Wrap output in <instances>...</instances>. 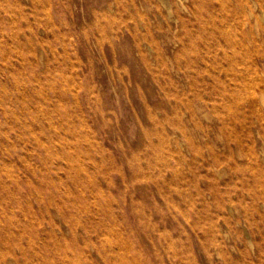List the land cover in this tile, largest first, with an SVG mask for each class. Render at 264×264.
<instances>
[{"label": "rangeland", "instance_id": "1", "mask_svg": "<svg viewBox=\"0 0 264 264\" xmlns=\"http://www.w3.org/2000/svg\"><path fill=\"white\" fill-rule=\"evenodd\" d=\"M0 264H264V0H0Z\"/></svg>", "mask_w": 264, "mask_h": 264}, {"label": "bare ground", "instance_id": "2", "mask_svg": "<svg viewBox=\"0 0 264 264\" xmlns=\"http://www.w3.org/2000/svg\"><path fill=\"white\" fill-rule=\"evenodd\" d=\"M240 32H242V31H240ZM244 34H245V32H244ZM239 38H240V36H239ZM247 38V37H246ZM226 40V39H225ZM242 40V39H241ZM248 41V40H247ZM251 41V40H250ZM253 41V40H252ZM249 42V41H248ZM231 43V42H230ZM234 43V42H233ZM226 46H228V45H226ZM231 49H232V45H231ZM224 50V49H223ZM237 50H239L238 48H237ZM236 51V50H235ZM217 53V52H216ZM231 53V52H230ZM225 54V53H224ZM227 54V53H226ZM232 54H233V52H232ZM230 56V55H229ZM231 58H232V56H230ZM233 57H235L234 56V54H233ZM237 59L236 60H238V56L236 57ZM234 59V58H233ZM227 60V59H226ZM229 60V59H228ZM216 61V60H215ZM225 61V60H224ZM235 61V60H234ZM223 62V61H222ZM221 63V62H220ZM219 63V64H220ZM236 64V63H235ZM234 64V65H235ZM218 65V64H217ZM221 66V65H220ZM236 66V65H235ZM214 67V66H213ZM215 67H217V66H215ZM232 67H233V65H232ZM242 67V66H241ZM245 68V67H244ZM190 69V68H189ZM222 69H223V67H222ZM228 69V68H227ZM234 69V68H233ZM233 69H232V72H234L233 71ZM238 69V68H237ZM229 70H230V68H229ZM228 70V71H229ZM189 71V70H188ZM214 71H216V70H214ZM218 71V70H217ZM238 71H240V70H237V72ZM182 72H183V70H182ZM223 72H227V71H223ZM194 73H195V71H194ZM209 73V72H208ZM210 74V73H209ZM224 74V73H223ZM230 74V73H229ZM238 74H239V72H238ZM208 75V74H207ZM216 75V74H215ZM231 75V74H230ZM233 75V74H232ZM194 77H195V75H194ZM220 77V76H219ZM225 77V76H224ZM239 77V76H238ZM225 79V78H224ZM225 80H227V79H225ZM192 81V80H191ZM190 81V82H191ZM239 81H240V79H239ZM234 82V81H233ZM232 82V83H233ZM227 83V82H226ZM238 88H239V86H237ZM191 91V90H190ZM193 91H194V89H193ZM231 91V90H230ZM235 91V90H234ZM204 92V91H203ZM220 92V91H219ZM227 93V92H226ZM186 95H187V93H185ZM192 94H193V92H192ZM229 94V93H228ZM196 95V94H195ZM225 95V94H224ZM231 96V95H230ZM240 96V95H239ZM232 97V96H231ZM237 97V96H236ZM196 98V97H195ZM202 98V97H201ZM225 98H227V97H225ZM234 98V97H233ZM224 99V98H223ZM238 99H240V98H238ZM193 100V99H192ZM198 100V99H197ZM217 100V99H216ZM241 100V99H240ZM263 100V99H262ZM219 101V100H218ZM238 101V100H237ZM202 102V101H201ZM193 103H195V102H193ZM187 104V103H186ZM212 104V103H211ZM261 104H262V102H261ZM191 105H192V103H191ZM206 105V104H205ZM210 105V104H209ZM213 105V104H212ZM263 105V104H262ZM189 106V105H188ZM198 107V106H197ZM200 107V106H199ZM215 108V107H214ZM209 109V108H208ZM187 110V109H186ZM192 110V109H191ZM188 111V110H187ZM197 112V111H196ZM183 114V113H182ZM198 114V113H197ZM194 115H195V113H194ZM206 115V114H205ZM191 116V115H190ZM198 117V116H197ZM179 118V117H178ZM185 120V119H184ZM187 121V120H186ZM225 121V120H224ZM221 122V121H220ZM200 125V124H199ZM198 126V125H197ZM206 127H208V126H206ZM188 128V127H187ZM202 128H203V126H202ZM211 128V127H210ZM208 129V128H207ZM190 130V129H189ZM195 131V130H194ZM197 131V130H196ZM202 131H204V130H202ZM195 133V132H194ZM193 133V134H194ZM196 135V134H195ZM205 136H207V135H205ZM192 137V136H191ZM194 137H196V136H194ZM194 143V142H193ZM177 144V143H176ZM190 144V143H189ZM191 145H192V143H191ZM190 145V146H191ZM196 145V144H195ZM177 146H179V144L177 145ZM180 146H181V144H180ZM179 146V147H180ZM182 148V147H181ZM188 148V147H187ZM194 151V150H193ZM197 151V150H196Z\"/></svg>", "mask_w": 264, "mask_h": 264}]
</instances>
